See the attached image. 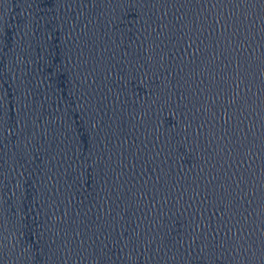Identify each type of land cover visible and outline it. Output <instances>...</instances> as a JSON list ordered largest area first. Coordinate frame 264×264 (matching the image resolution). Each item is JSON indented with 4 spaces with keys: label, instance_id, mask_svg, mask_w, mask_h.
I'll return each instance as SVG.
<instances>
[{
    "label": "water",
    "instance_id": "obj_1",
    "mask_svg": "<svg viewBox=\"0 0 264 264\" xmlns=\"http://www.w3.org/2000/svg\"><path fill=\"white\" fill-rule=\"evenodd\" d=\"M0 264H141L52 138L1 41Z\"/></svg>",
    "mask_w": 264,
    "mask_h": 264
}]
</instances>
